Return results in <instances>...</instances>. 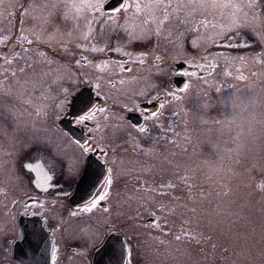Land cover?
I'll list each match as a JSON object with an SVG mask.
<instances>
[{"label": "rangeland", "instance_id": "obj_1", "mask_svg": "<svg viewBox=\"0 0 264 264\" xmlns=\"http://www.w3.org/2000/svg\"><path fill=\"white\" fill-rule=\"evenodd\" d=\"M103 1L0 0V36L7 45L0 64V249L16 234L13 197L44 181L42 174L30 181L25 165L41 170L48 165L65 166L72 177L80 168L83 151L58 127L57 120L67 103L64 98L75 92L83 77L97 80L99 90L105 89L117 105L124 103L130 86L143 94L157 84L158 75L153 70L111 86L104 62L92 66L78 59L76 44L83 38L98 36L103 44L107 38L112 40L110 30L119 28L120 48L130 53L134 41L150 39L153 43L159 40V51L169 54L171 60L181 56L190 59L191 48L202 50L210 43L228 48L237 44L238 50H214L216 56L210 53L211 60H207L216 65L214 71L200 77L186 75L187 88L183 90L175 88L173 69L159 67V131L166 133L159 144L166 149L148 148L155 153L156 164L147 166V171L159 170V191L163 190L159 196L182 197L173 204L174 216L167 207H159V223L163 228L177 226L179 232L170 233L183 242H163L169 236L160 230L159 260H147L153 264H264V16L252 10L260 1L208 0L204 10H219L215 14L221 24L215 17L207 22L206 32L211 36L204 45L198 6L190 4V21L174 27L159 22L162 0L139 2L146 4L142 12L132 7L135 1L131 0L124 11L113 16L90 7ZM177 2L172 0L169 6L174 18H178L174 10ZM218 28L221 30L216 32ZM239 30L242 38L234 40ZM213 57L220 61L214 62L218 60ZM133 91L131 94L137 96ZM58 102L62 106L57 107ZM114 111L112 117L123 119ZM176 119L185 135L178 134L177 142H171L167 134H171V121ZM123 130L134 131L127 124H118L107 127L105 134L116 137ZM119 204H114L117 212L123 211ZM150 205L156 208L155 203ZM85 218L79 225L87 232L97 234L109 226L107 218ZM115 221L116 217L113 223L118 226Z\"/></svg>", "mask_w": 264, "mask_h": 264}, {"label": "flooded vegetation", "instance_id": "obj_2", "mask_svg": "<svg viewBox=\"0 0 264 264\" xmlns=\"http://www.w3.org/2000/svg\"><path fill=\"white\" fill-rule=\"evenodd\" d=\"M106 1L107 0L93 7L96 9V12L111 13L107 16L118 14L119 12L116 13L112 10L104 9ZM132 1H135L132 7L136 9V4H139L140 11L142 12L145 10L146 4L139 3L143 0ZM160 1L161 0H159V2ZM162 1L159 9V22L162 23V26L170 24L176 27L179 22H183L185 25L190 21L189 16L192 14L193 9L189 6V0H178L176 3L177 5L174 7V10L177 9L176 14L178 18L173 17L174 12L170 11L171 8H169L172 0ZM213 1L220 2L217 0ZM259 1L260 4L256 7H252V10L258 11L259 13L261 12L264 16V0ZM130 2L131 0H129L127 4L130 5ZM126 8L122 10L124 11ZM201 11L198 27H202L205 31V40H202L204 45V42H206V40L209 41L211 36L209 32H206L209 29H206L207 22L213 20L211 18L215 17V21L219 22L220 26L221 20L218 19L220 16L215 14L219 10H217V12L215 11V13L210 9H201ZM107 16H104L103 19ZM103 19L101 21L104 24ZM220 30L221 29L218 28L216 32ZM110 31L109 34H113L112 40L108 41L107 38L103 44H100V41H98L100 38L98 36L97 38L87 40L83 38L82 41L76 44L78 59L80 58L79 60H81V63L92 64V66H96V64L102 66L104 62L103 69L107 70L109 76H111L107 78V83L111 86H117L126 80L130 82L138 75L142 77L143 74L153 70L158 75V82L155 87H152L147 90L148 92L146 91L143 94L136 91L134 92L133 86H130V90L135 94L137 93V96L132 95L129 90L125 96L124 103L117 105V103L114 102V97L112 98V96H107L105 94V89L99 90V82L97 80L89 81L91 78L85 76L83 77L84 82L77 86L75 92L81 87L89 89L94 104L89 115L86 114L88 111L86 107L78 105L74 108L72 105L71 96L75 92L68 98H64V101H67V103H65V108L60 112L61 116L57 120V125L63 130L59 125L60 121L69 122L72 126H75L81 131L82 135L79 139H75L67 131L63 130L74 143L79 141V143L76 144L83 151L82 163L78 171L75 172L74 177L65 172V169H63L65 167L64 165V167H54L46 164L48 166L42 168L43 170L37 167L36 171H32L29 168L24 169L29 170L28 174L31 176L30 181L33 180L34 175L40 176V174H42L44 176V181L41 185L43 186L38 187L36 182L34 186L32 185L33 187L29 186L30 188L27 192L20 195L17 194L13 197L12 204L16 207L15 211L11 213L15 214L16 212V234L8 239L7 245L2 244L3 248L0 249V264H20L15 259V243L21 241L25 235L20 224L21 217L37 218L42 224L45 232L53 242V253L50 264H93L95 250L102 245L106 237L112 232H117L121 237L126 248L129 264H153L159 260L160 230L161 233L163 232L169 236L167 240L162 239L163 242H172L173 245H178L180 242H183L182 238L176 240V236L173 237L174 233L179 232L177 226L163 228L162 223H159V207H167L174 216L175 205L173 204L175 201H180L182 197H179L177 194L170 195L171 198L159 196L160 193H163V190L159 191V185L162 183V181L159 180V170L154 169L156 173L154 170L147 171L149 169L147 166L151 168L153 166L155 167L156 164L155 153L149 151L148 148L154 147L159 151V147H162V144H159V139L166 135L165 132L159 131V108L161 107L160 98L162 97L161 93L159 96V67H169L173 69L174 73L172 74V78L175 88L177 90H183L185 85H187L186 75L192 74L200 77L214 71L216 65L212 66V62H207V60H211L209 59L210 53H214V56H216L213 51H217L220 47H222V49L226 48L232 52L233 50L238 51L236 49L237 44L228 48L218 46L217 43L212 46L210 43L202 50L191 48L192 53L189 55L190 59L187 58L188 56H181L171 60L170 56H168L169 54L159 51V40L155 43L151 42V39V41L145 40L144 42H139L138 40V42L134 41L130 53L129 51L122 50L123 47L120 48V42L118 41L119 28H114ZM214 32L215 31L212 33ZM161 35H165L163 29L161 30ZM233 36L235 37L234 40H240L242 38L241 30L235 32ZM252 38L254 39L253 36ZM3 39L4 38L0 36V64L3 62L4 47L7 46ZM153 45H155V47H153ZM9 47L10 45H8V48ZM49 52H51V50H49ZM261 52L264 53V50ZM59 57L63 58L62 55ZM196 58H198V60H195ZM213 58L218 60L214 62L220 61L215 57ZM92 68L95 69V67ZM240 72L241 71H237L238 74H240ZM176 77L178 79H176ZM177 82L183 85L179 87ZM204 85L208 84L205 83ZM192 87H194V85H192ZM178 95L179 93H177L175 97L177 98ZM166 96H168V99H171V95L166 94ZM84 99V102H86L87 98ZM62 104L63 103L58 102L56 106L60 107ZM117 107H123V109H115ZM113 110H116L114 113H117L118 117L121 115L124 120L112 117L111 112H113ZM153 113H155V115H153ZM85 115L90 118L81 120L80 117ZM118 124H127L129 127L133 128L134 131L123 130L119 132V135H116V137L105 134V129L107 127L110 125L116 127ZM171 125V134H167V138L171 142H177V135H185V131L180 130L181 121L178 119L172 120ZM175 127L178 129L175 130ZM141 129H143V131H141ZM192 144L193 137L189 146ZM189 146L187 145V147ZM85 148H87V151ZM88 158L97 162L102 168V171L97 177H100V181H104L106 184V188L97 190L96 194L99 193L103 195L106 192L107 196L103 201H99L96 207L91 208L92 210L84 211L82 209L89 205L75 206L71 203L70 196L75 189L76 183L83 172ZM18 163L15 166V171L18 168ZM46 163H49V161ZM77 165L78 164H76V166ZM154 175H156V178L152 179ZM25 177L28 179L27 176ZM46 177H51V179L47 180ZM167 180L170 181L169 178ZM2 194V189H0V201L3 199V196H1ZM159 197L162 199L161 201H159ZM185 198L186 196L183 199ZM95 199H98L97 195ZM116 202L120 203L119 205L123 207V211H116L114 206ZM152 203L156 204V208H151L152 205L150 204ZM105 209L107 210L105 211ZM0 212H2L0 215L3 216V211ZM72 213L76 214L73 215ZM117 213L120 214L118 215ZM90 216L98 219V221L102 218H107L109 220V226L104 228L103 232H97L98 235L94 232H87L84 228L83 230L85 231H83L79 224H82L83 218L86 217L85 219H87V217ZM115 217L118 226L113 223ZM134 217H138L139 219ZM142 223H144V226H142ZM132 225L135 226L131 228ZM156 225H159V227ZM134 230L138 231L134 232ZM153 255H157L158 258L153 259ZM147 257L151 258L153 263L147 260ZM157 264H159V262Z\"/></svg>", "mask_w": 264, "mask_h": 264}, {"label": "water", "instance_id": "obj_3", "mask_svg": "<svg viewBox=\"0 0 264 264\" xmlns=\"http://www.w3.org/2000/svg\"><path fill=\"white\" fill-rule=\"evenodd\" d=\"M119 6L120 0H107L104 9L113 10ZM176 79L178 78L176 77ZM177 83L179 87L183 85L180 82ZM91 96L89 89L81 87L71 96L72 105L74 108L78 105L86 107L88 109L86 114L89 115L94 107ZM84 98H87L86 102H84ZM60 125L75 139H79L82 135L81 131L69 122L60 121ZM101 171L102 168L97 162L87 159L83 172L70 196L73 205H90L97 195L96 191L106 188L104 181H100V177H97ZM20 224L25 235L21 241L15 243V259L20 264H50L53 242L40 221L37 218L21 217ZM93 264H129L125 245L117 232L110 233L102 245L95 250Z\"/></svg>", "mask_w": 264, "mask_h": 264}, {"label": "snow or ice", "instance_id": "obj_4", "mask_svg": "<svg viewBox=\"0 0 264 264\" xmlns=\"http://www.w3.org/2000/svg\"><path fill=\"white\" fill-rule=\"evenodd\" d=\"M255 2H257V0H253V3H255ZM189 3L192 4V5H194V6H198L200 9H204L205 7L208 6V0H189ZM128 6H129V5L127 4L126 0H120V6L117 7V8H115V9H113L112 11L118 13V12H120L123 8H126V7H128ZM212 6H213V7L215 6V3H214V2H213V4H212ZM250 6H251V5H250ZM90 7H96V5H90ZM136 9H137V11H140V5H139V4H136ZM105 10H107V9H105ZM195 10H196V8L194 7V11H195ZM29 67H31V65H29ZM20 71L23 72L24 69H21ZM13 75L15 76V73H13ZM18 83H19V81H18ZM25 83H27V81H25ZM185 88H187V85H185ZM153 115H155V113H153ZM88 118H90V117H89V116H86V115L80 117L81 120L88 119ZM141 131H143V129H141ZM76 143H79V141H76ZM82 147H83V145H82ZM85 150L87 151V148H85ZM25 167L29 168V169L32 170V171H36V168H35L32 164H27V165H25ZM46 179H47V180H50L51 177H46ZM37 186H38V187H42L43 185L38 184ZM97 196H98V199H93V201L91 202V204H90L89 206L85 207V208L82 209V210H84V211H89V210H91V208L96 207V205H97V203H98L99 201H103V200L106 198L107 193L105 192L103 195H100V194L98 193ZM106 210H107V209H105V211H106ZM193 211H195V210L193 209ZM72 214L75 215L76 213H72ZM156 226L159 227V225H156ZM184 235L187 236L188 233L185 232ZM192 238L195 239V237H192ZM175 239H176V240H180L181 237H180V236H176Z\"/></svg>", "mask_w": 264, "mask_h": 264}, {"label": "bare ground", "instance_id": "obj_5", "mask_svg": "<svg viewBox=\"0 0 264 264\" xmlns=\"http://www.w3.org/2000/svg\"><path fill=\"white\" fill-rule=\"evenodd\" d=\"M60 125V124H59ZM61 126V125H60ZM62 128V127H61ZM63 129V128H62ZM64 130V129H63ZM82 174V173H81ZM81 176V175H80ZM80 178V177H79Z\"/></svg>", "mask_w": 264, "mask_h": 264}]
</instances>
